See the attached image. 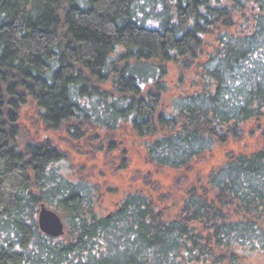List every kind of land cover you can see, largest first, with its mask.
<instances>
[{
  "label": "trees",
  "instance_id": "trees-1",
  "mask_svg": "<svg viewBox=\"0 0 264 264\" xmlns=\"http://www.w3.org/2000/svg\"><path fill=\"white\" fill-rule=\"evenodd\" d=\"M142 2L0 0V264L264 255V0H159L154 18ZM173 67L194 76L165 107ZM27 105L37 129L65 124L88 153L100 146L86 134L105 127V155L125 152L110 133L126 123L144 168L109 162L139 187L100 213L98 185L57 168L69 153L23 135ZM160 169L175 174L162 182ZM41 203L63 235L39 229Z\"/></svg>",
  "mask_w": 264,
  "mask_h": 264
},
{
  "label": "rangeland",
  "instance_id": "rangeland-1",
  "mask_svg": "<svg viewBox=\"0 0 264 264\" xmlns=\"http://www.w3.org/2000/svg\"><path fill=\"white\" fill-rule=\"evenodd\" d=\"M143 1L140 6H143L144 10L150 12L148 17L154 18L157 16V10L160 8L159 0H141ZM151 23L154 24L155 20L152 19ZM183 71V70H182ZM184 77H181L180 70L177 67H173L169 70L168 81L171 84L170 90L163 95V106H169L170 99L189 89V79L192 78L193 71H183ZM31 105L24 106L18 113V126L22 128V133L26 138H34L36 140L55 139L56 143L61 146L63 150H66L69 154L61 161L57 168L61 170L64 175H67L69 179L81 180L84 183H94L99 187L100 199L97 204V209L100 213L107 214L114 211L124 196L129 190H134L139 186L133 185L130 181L129 174L133 175L135 169L144 168L142 159L146 158L144 150L140 144L139 138L133 136L130 128L126 123L121 124L114 132L109 131L110 135L119 143L124 144L125 152L119 154L117 152L110 153L109 155L103 152L104 146L108 142L107 130L95 129L94 132L86 134L89 139H94V143L100 146V149H92L91 153H88V147L85 144L83 138H72L67 133L66 125L64 124L58 131H46L43 129H37L34 125V113ZM45 131V132H44ZM112 138V139H113ZM22 141L23 138H20ZM126 160V163H130L135 169L126 174L125 171L117 174L113 173L112 163L110 160ZM160 176L162 182L165 179L171 178L175 174L172 170L160 169ZM80 177V178H78ZM161 182V183H162ZM40 208V206H39ZM38 208V210H39ZM51 208V207H49ZM52 209V208H51ZM62 220L64 218L60 212H58ZM38 211L36 212L37 219ZM65 228V222H64ZM242 264H264V255L251 254L243 260Z\"/></svg>",
  "mask_w": 264,
  "mask_h": 264
},
{
  "label": "water",
  "instance_id": "water-1",
  "mask_svg": "<svg viewBox=\"0 0 264 264\" xmlns=\"http://www.w3.org/2000/svg\"><path fill=\"white\" fill-rule=\"evenodd\" d=\"M39 229L52 237H58L65 232L64 221L58 212L47 207L45 203L40 204L37 215Z\"/></svg>",
  "mask_w": 264,
  "mask_h": 264
}]
</instances>
